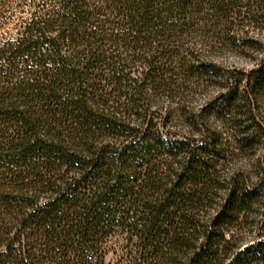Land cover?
Returning <instances> with one entry per match:
<instances>
[{
    "label": "trees",
    "instance_id": "trees-1",
    "mask_svg": "<svg viewBox=\"0 0 264 264\" xmlns=\"http://www.w3.org/2000/svg\"><path fill=\"white\" fill-rule=\"evenodd\" d=\"M13 1L0 264H264V0Z\"/></svg>",
    "mask_w": 264,
    "mask_h": 264
},
{
    "label": "rangeland",
    "instance_id": "rangeland-1",
    "mask_svg": "<svg viewBox=\"0 0 264 264\" xmlns=\"http://www.w3.org/2000/svg\"><path fill=\"white\" fill-rule=\"evenodd\" d=\"M28 15V10L18 6L15 1L9 0L0 6V33L11 29L15 21L25 18ZM237 29H241L242 33L246 31L247 36L258 38L260 44L254 47L247 46H223L213 48L210 55L215 61L228 68H237L243 70H250L260 62L264 56V19H256L251 22L249 19H240ZM258 47V48H256ZM211 90L213 88H210ZM210 90V91H211ZM215 91V90H214ZM203 97L196 96L195 101L199 103Z\"/></svg>",
    "mask_w": 264,
    "mask_h": 264
}]
</instances>
